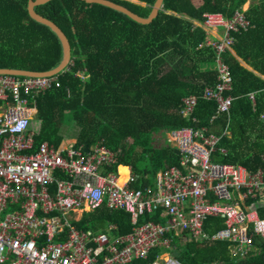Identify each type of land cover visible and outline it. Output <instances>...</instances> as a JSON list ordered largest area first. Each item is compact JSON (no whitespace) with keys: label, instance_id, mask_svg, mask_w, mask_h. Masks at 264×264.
Masks as SVG:
<instances>
[{"label":"trees","instance_id":"obj_1","mask_svg":"<svg viewBox=\"0 0 264 264\" xmlns=\"http://www.w3.org/2000/svg\"><path fill=\"white\" fill-rule=\"evenodd\" d=\"M30 0H0V69L44 73L62 60V47L49 28L29 16ZM147 19L157 0H108ZM248 0H202L195 7L191 0H164L159 16L142 26L118 12L81 0H52L35 8L38 15L54 24L67 39L70 63L59 76L60 87L37 99L38 116L33 123L35 148L42 143L58 146L65 117L74 124L75 147L101 143L121 165L131 166L137 177L133 189L154 186L155 177L166 167L177 165L178 156L169 144L160 146L155 135L181 127L207 128L222 134L226 117L209 124L215 114L214 101L198 99L194 113L197 124L180 117L181 99L200 97L216 84L214 54L197 49L204 40L200 24L205 12L231 18ZM245 12L251 27L235 34L233 51L224 55L233 76L229 93L230 136L220 146L228 150L215 161L264 172V0H251ZM243 60L251 69L244 67ZM254 71V72H253ZM76 74L88 76L82 81ZM253 95V99L249 95ZM127 169L120 168L124 181ZM263 212H260L262 216ZM160 215L146 216L144 222H159ZM116 226V236L131 233V218L123 212L101 208L84 214L75 226L79 230H101ZM223 229L221 220H208L205 231ZM256 245H264L254 240ZM175 257L181 264H264V251L258 258L236 261L229 244L199 246L175 242ZM153 252L147 264L156 259Z\"/></svg>","mask_w":264,"mask_h":264},{"label":"built area","instance_id":"obj_2","mask_svg":"<svg viewBox=\"0 0 264 264\" xmlns=\"http://www.w3.org/2000/svg\"><path fill=\"white\" fill-rule=\"evenodd\" d=\"M245 12L243 7L230 19L205 12L193 26L204 32L197 49L214 54L216 84L200 97L182 98L180 117L197 124L198 99L214 101L209 124L226 117L225 130L181 127L159 133L166 134L165 145L178 150V164L160 171L154 186L145 189L132 188L137 177L130 166L121 182L123 165L101 143L88 147V153L68 138L56 147L45 142L35 148L37 99L59 88L67 69L49 77L0 75V264H137L155 251L160 253L147 264H181L175 240L227 243L236 261L261 250L254 240L264 242V172L215 161L217 154H228L220 144L231 135L234 101L224 55L233 51L234 35L251 27ZM101 208L128 214L131 233L116 236L111 224L110 240L100 230L75 226L84 214ZM158 214L159 222L143 221ZM208 220H221L223 229L207 233Z\"/></svg>","mask_w":264,"mask_h":264},{"label":"water","instance_id":"obj_3","mask_svg":"<svg viewBox=\"0 0 264 264\" xmlns=\"http://www.w3.org/2000/svg\"><path fill=\"white\" fill-rule=\"evenodd\" d=\"M52 0H30L29 4H28V11H29V16L30 18L35 21L36 23L43 25L47 28H49V30L56 36V38L58 39L61 47H62V60L60 62V64L48 71V72H44V73H39V72H30V71H22V70H12V69H0V75H16V76H30V77H42V76H54L56 74H59L61 72H63L68 64L71 62L70 59V45L67 41V39L65 38V36L63 35V33L51 22H49V20L41 17L40 15L37 14L35 8L37 6H41L44 5L48 2H50ZM84 1L87 4H99L102 5L104 7L110 8L116 12H118V14L123 15L125 17H127L128 19H130L131 21H134L135 23L142 25V26H149L152 24V22L154 20H156L159 16V12L163 9V4H164V0H157L155 5L152 8L151 14L147 19L141 18L135 14H133V12L129 11L128 9L121 7L111 1L108 0H81ZM131 2H135L138 3L135 0H130ZM83 151L85 153H88V146H84ZM175 154L178 155L179 152L178 150H175Z\"/></svg>","mask_w":264,"mask_h":264},{"label":"rangeland","instance_id":"obj_4","mask_svg":"<svg viewBox=\"0 0 264 264\" xmlns=\"http://www.w3.org/2000/svg\"><path fill=\"white\" fill-rule=\"evenodd\" d=\"M250 1L251 0H248V2L244 5L245 8H247L249 6V2ZM192 3L195 6H200L201 3H202V0H192ZM65 130H69L71 132L76 131V128L74 129V124H73V122L71 120V117L69 115H66V117H65V125H64V129H63L61 135L62 134L64 135V131ZM155 139H156V143L158 145H160V146H162V144L163 145L166 144V140H165L166 139V134H158L157 137H155ZM148 178H149L150 182L155 183L156 177L153 174L149 173L148 174ZM100 233L108 235L110 240H112L114 238V236L111 233L108 232V226H105L103 229H101ZM177 241H179V240H175V242H177Z\"/></svg>","mask_w":264,"mask_h":264},{"label":"crops","instance_id":"obj_5","mask_svg":"<svg viewBox=\"0 0 264 264\" xmlns=\"http://www.w3.org/2000/svg\"><path fill=\"white\" fill-rule=\"evenodd\" d=\"M192 1V0H191ZM194 5V4H193ZM195 6V5H194ZM249 6H250V3H249ZM249 6L247 7V8H245L244 7V9H246V11L248 10V8H249ZM195 7H198V6H195ZM195 24V23H194ZM194 24H193V26H194ZM200 29V28H199ZM232 54H235L234 53V51H232L231 52ZM240 60V62H241V64L244 66V67H246L249 71H252V69L243 61V60H241V59H239ZM254 72V71H253ZM254 74H256V75H258L262 80H264V76H262V75H259L258 73H256V72H254ZM72 134H74V132H71V131H69V130H65L64 131V135H63V138H62V140H61V143L62 142H64L65 140H66V138H68V139H70L71 141H74L75 142V138L74 137H72ZM156 140V139H155ZM178 156V155H177ZM119 165H121V164H119ZM126 165H123V166H121V168H126L125 167ZM131 167V166H130ZM132 168V167H131ZM133 171V170H132ZM260 242V241H259ZM264 242H262V244H263ZM256 245V244H255ZM199 246H204V245H199ZM256 246H260V248H261V250L260 251H258V252H252L251 253V257H249V258H258L259 256H261L262 255V253H263V251H264V245H256ZM230 254V253H229ZM248 258V257H247Z\"/></svg>","mask_w":264,"mask_h":264}]
</instances>
